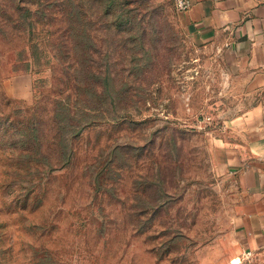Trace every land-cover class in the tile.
Masks as SVG:
<instances>
[{"label": "rangeland", "instance_id": "obj_1", "mask_svg": "<svg viewBox=\"0 0 264 264\" xmlns=\"http://www.w3.org/2000/svg\"><path fill=\"white\" fill-rule=\"evenodd\" d=\"M184 24L175 0H0L1 264H260L224 149L262 93ZM77 57L90 111L58 141Z\"/></svg>", "mask_w": 264, "mask_h": 264}, {"label": "crops", "instance_id": "obj_2", "mask_svg": "<svg viewBox=\"0 0 264 264\" xmlns=\"http://www.w3.org/2000/svg\"><path fill=\"white\" fill-rule=\"evenodd\" d=\"M181 12L189 36L227 54L262 99L231 123L225 168L236 188L237 251L264 264V0H191Z\"/></svg>", "mask_w": 264, "mask_h": 264}, {"label": "trees", "instance_id": "obj_3", "mask_svg": "<svg viewBox=\"0 0 264 264\" xmlns=\"http://www.w3.org/2000/svg\"><path fill=\"white\" fill-rule=\"evenodd\" d=\"M75 63L78 68L76 69L77 74L75 77L74 98L70 96V98H67L65 101L59 102V107L55 115V122L60 134L58 141L63 140V138L68 133H70L71 136H76L77 134H79L80 133L79 130L81 129L80 123L84 122L85 116L87 115L88 111H90L88 92L86 89V79L81 74L82 72L85 73L84 71L86 66L84 65V61L82 57H77L75 59ZM71 109H75L76 111H81L84 115V116L81 115L83 116V118L80 121L74 120L78 117L77 116L78 112H76L73 116H71V112H70ZM34 134H36V129H34ZM69 160H70V155H67L65 152H62L58 164L63 168L66 165H68ZM0 241H1V235H0ZM0 249H2V247H0ZM1 259H5V258L1 257L0 260ZM2 264H6V262Z\"/></svg>", "mask_w": 264, "mask_h": 264}, {"label": "built area", "instance_id": "obj_4", "mask_svg": "<svg viewBox=\"0 0 264 264\" xmlns=\"http://www.w3.org/2000/svg\"><path fill=\"white\" fill-rule=\"evenodd\" d=\"M175 5L178 11L187 12L192 7V1L191 0H175ZM250 257H251V253H247V255H244V258L246 259Z\"/></svg>", "mask_w": 264, "mask_h": 264}, {"label": "bare ground", "instance_id": "obj_5", "mask_svg": "<svg viewBox=\"0 0 264 264\" xmlns=\"http://www.w3.org/2000/svg\"><path fill=\"white\" fill-rule=\"evenodd\" d=\"M236 260H237V258L235 260H233L232 264H236Z\"/></svg>", "mask_w": 264, "mask_h": 264}]
</instances>
